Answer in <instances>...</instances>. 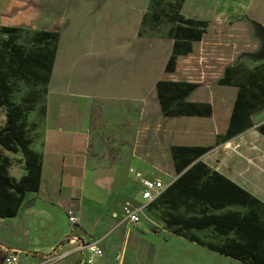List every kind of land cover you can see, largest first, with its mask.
Returning a JSON list of instances; mask_svg holds the SVG:
<instances>
[{
    "label": "crops",
    "instance_id": "obj_1",
    "mask_svg": "<svg viewBox=\"0 0 264 264\" xmlns=\"http://www.w3.org/2000/svg\"><path fill=\"white\" fill-rule=\"evenodd\" d=\"M62 1L50 0L43 6L40 2L34 22L36 30L58 32L45 113L41 119L37 110L28 113L29 121L38 123L31 146L43 155L40 189L25 194L14 219L0 218V256L17 251L22 264L23 250L15 248L17 245L41 246L46 253L65 238L77 236L76 231L92 234L103 223L124 224L120 217L111 218L109 211L118 210L125 178L131 175L139 182L138 176L145 177L142 162L135 157L129 167H96L88 154L89 142L97 131L109 129L124 134L131 143L139 140V133L146 132L147 102L156 96V82L170 55L171 39L138 35L150 0ZM6 8L2 5L0 12ZM181 12L211 23H248L261 43L250 56L264 60V0H183ZM241 56L245 54L238 58ZM94 101L111 102L124 110L117 115L103 112L98 130L91 115ZM125 103L138 110L129 112ZM262 122L264 112L255 116L253 128L201 159L264 201V176L253 166H264V136L257 131ZM222 159L234 176L223 172L218 164ZM68 210L77 217L74 226L68 223ZM63 246L73 251L76 247L74 242Z\"/></svg>",
    "mask_w": 264,
    "mask_h": 264
},
{
    "label": "trees",
    "instance_id": "obj_2",
    "mask_svg": "<svg viewBox=\"0 0 264 264\" xmlns=\"http://www.w3.org/2000/svg\"><path fill=\"white\" fill-rule=\"evenodd\" d=\"M182 3L169 0L159 6L158 0H150L138 30V35L150 36L145 33L148 26L155 29L150 22L174 24L167 34L173 40L171 52L155 89L161 113L167 125L173 126L169 134L172 132L171 154L177 176L151 204L168 208L164 221L175 235L243 264H264V202L201 159L216 145L252 126L251 113L264 107V64L245 78L239 76L238 63L224 66L217 83L235 86L237 93L226 128L209 132L214 127L211 104L185 99L199 84L165 76L176 72L179 59L192 53L208 27V21L183 16ZM18 32L16 26H0L4 35L0 38V108L5 112L0 147L22 154L25 172L19 179L12 177L10 159L0 152V218L15 217L25 194L40 189L43 155L31 146V132L37 122L29 123L28 113H45V94L58 43L57 31L42 29L34 31L26 47L17 42ZM18 80L40 88L27 91L15 101L12 95ZM257 131L264 136V122ZM204 229H211L221 240L205 241L191 232Z\"/></svg>",
    "mask_w": 264,
    "mask_h": 264
},
{
    "label": "rangeland",
    "instance_id": "obj_3",
    "mask_svg": "<svg viewBox=\"0 0 264 264\" xmlns=\"http://www.w3.org/2000/svg\"><path fill=\"white\" fill-rule=\"evenodd\" d=\"M48 1L50 0H0V8L2 5L7 6L6 9H3V12H0V26H16L20 35L17 42L29 47L32 42L31 35L36 30L34 29L36 27L34 22L39 4L41 2L43 6L48 4ZM56 1L63 3L62 0ZM158 1L159 6H161L169 0ZM180 13H182L181 9ZM205 21H208V27L200 43L193 47L191 54L179 59L174 74L165 76L177 80L197 82L198 87L192 90L185 99L193 102H209L213 109L214 122V127L210 128L209 132L215 128L216 131H221L227 126L228 116L237 93V87L217 83L224 66L233 64L238 60L239 76L245 78L254 68H261L264 60L260 61L257 57L250 56L251 52H255L261 43L248 23L241 21L218 24L211 23L209 20ZM173 25V23L163 20L157 25H152V22H150V27L154 26L155 29L153 31L149 30L148 26L145 33L151 34L152 37L167 38L168 30ZM1 37H4V35L0 33ZM170 41L172 46L173 40ZM242 52L245 56L238 58ZM162 76L163 72L160 78ZM37 88L40 87L32 88L30 84L23 81H15L13 99L20 101L22 95L27 91L38 90ZM157 103L158 108H156ZM40 104L41 102L37 103L38 106ZM123 106L129 112L138 110V107L136 108L133 104L125 103ZM121 107L111 102L94 101L91 115L93 123L97 124L96 128L98 129L102 125L98 121L103 112L117 115L119 110H124ZM262 112H264V107L251 113L250 118L253 124L250 128L255 125V116L262 114ZM37 115L38 119L42 118L41 113L38 112ZM145 117L147 118L146 132L139 133L141 137L137 140L138 142L135 140L136 142L131 143L125 138L124 134H116L111 129L97 131L96 136H92L88 149V154L93 157L94 166L122 165L129 167L133 164V159L139 158L144 167L140 170L145 177H157L164 182L175 179L177 175L173 168L171 154L172 132L171 135L169 134L173 126L167 125L156 96L148 100ZM3 123H5V112L0 108V126ZM29 123H35V121H29ZM111 127L116 128L115 125ZM170 127L171 130H169ZM149 129H152V131ZM31 136H34V131L31 132ZM231 139L221 142L207 152L222 147ZM135 143H137V146H135ZM0 152L5 153L10 159V174L16 176L25 172L23 155L20 152L16 154L9 151L5 152L1 147ZM218 164L224 173L234 176L227 160L219 161ZM253 166L264 176V166L256 164H253ZM127 172L128 174L132 173L131 169H127ZM124 185L123 195L117 207L118 210L109 211V216L114 218L112 214L115 213L118 219L122 216L121 210L124 206L137 208L140 217L137 224L124 223L121 226L116 224L114 226L110 224L113 222H109L107 225L104 223L98 225L99 229L97 228L92 234L81 231L75 232L84 241H96L103 250L104 256L97 260V264H243L189 242L182 236L175 235L173 228L168 227L164 221L168 208L163 205L153 206L152 201L148 203L142 201L138 197V192L141 190L140 183L134 180L131 175L127 179L125 178ZM28 196L32 197L34 195ZM35 196H38V193ZM32 200L34 201V198ZM27 204H30V202ZM179 212L185 215L190 214V212L183 209H180ZM104 216L107 215L104 214ZM191 232L205 241L219 242L221 240V237L211 229L191 230ZM64 244L65 240L46 253L42 252L41 246L17 245L15 248L24 251L20 253V256L25 264H83L82 254L75 250L63 260L58 261L54 258L55 251L60 253L67 250V248H62ZM0 257L2 260L3 254Z\"/></svg>",
    "mask_w": 264,
    "mask_h": 264
},
{
    "label": "built area",
    "instance_id": "obj_4",
    "mask_svg": "<svg viewBox=\"0 0 264 264\" xmlns=\"http://www.w3.org/2000/svg\"><path fill=\"white\" fill-rule=\"evenodd\" d=\"M138 177L141 186V190L138 192V197L146 203L159 197L174 179L164 182L157 177ZM121 213L122 216H120V220L125 224H137L140 220L137 208L124 206L122 207ZM112 215L114 218H117V214L114 213ZM67 219L70 225L76 224L77 222V217L71 210L67 211ZM65 242L75 243V251H79L82 254L83 264H96L97 259L104 256L103 250L99 247L96 241H84L82 238L72 235L71 238H65ZM72 251L73 250L70 249L63 250L60 253L55 251L54 258L58 261L63 260L70 255ZM2 264H22L19 260V252L7 251L3 256Z\"/></svg>",
    "mask_w": 264,
    "mask_h": 264
},
{
    "label": "water",
    "instance_id": "obj_5",
    "mask_svg": "<svg viewBox=\"0 0 264 264\" xmlns=\"http://www.w3.org/2000/svg\"><path fill=\"white\" fill-rule=\"evenodd\" d=\"M262 34L264 35V31L262 32ZM264 54V49H263V51H262V54L261 55H263Z\"/></svg>",
    "mask_w": 264,
    "mask_h": 264
}]
</instances>
